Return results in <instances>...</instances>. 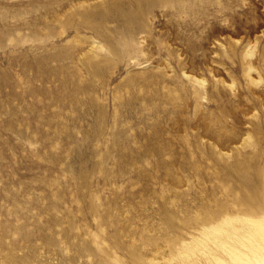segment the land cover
Listing matches in <instances>:
<instances>
[{
	"label": "rangeland",
	"instance_id": "obj_1",
	"mask_svg": "<svg viewBox=\"0 0 264 264\" xmlns=\"http://www.w3.org/2000/svg\"><path fill=\"white\" fill-rule=\"evenodd\" d=\"M0 264H264V0H0Z\"/></svg>",
	"mask_w": 264,
	"mask_h": 264
},
{
	"label": "bare ground",
	"instance_id": "obj_2",
	"mask_svg": "<svg viewBox=\"0 0 264 264\" xmlns=\"http://www.w3.org/2000/svg\"><path fill=\"white\" fill-rule=\"evenodd\" d=\"M256 222H258V221H256Z\"/></svg>",
	"mask_w": 264,
	"mask_h": 264
}]
</instances>
